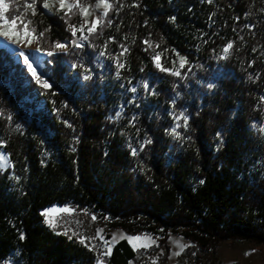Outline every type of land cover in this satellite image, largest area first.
Segmentation results:
<instances>
[{
	"label": "trees",
	"instance_id": "obj_1",
	"mask_svg": "<svg viewBox=\"0 0 264 264\" xmlns=\"http://www.w3.org/2000/svg\"><path fill=\"white\" fill-rule=\"evenodd\" d=\"M24 2L9 0L6 15L24 13L29 30L44 32L51 88L0 48V141L14 165L0 170V260L97 264L93 249L45 222L43 209L59 204L158 237L139 251L119 241L110 264H144L151 251L167 264L168 232L192 244L175 264H219L228 240L249 241L264 264V0H120L111 27L66 50L53 42L70 43L81 16L49 14L43 0L32 15ZM145 40L171 71L156 67Z\"/></svg>",
	"mask_w": 264,
	"mask_h": 264
},
{
	"label": "rangeland",
	"instance_id": "obj_2",
	"mask_svg": "<svg viewBox=\"0 0 264 264\" xmlns=\"http://www.w3.org/2000/svg\"><path fill=\"white\" fill-rule=\"evenodd\" d=\"M58 4L51 8V10H46L49 14L53 13H61L57 12ZM91 11V9H90ZM103 12V8L96 9L92 15L88 17L89 20H92L95 16H98L99 13ZM82 22V18H81ZM80 25V24H79ZM79 25L77 27H79ZM87 30L85 29L86 33ZM79 33V32H78ZM77 33V34H78ZM80 34V33H79ZM21 40H24L23 32L20 33ZM36 36V35H35ZM31 38V37H29ZM68 43L69 42H63ZM149 48L153 52V57L158 53L157 51V44L149 42ZM5 47L8 49L11 54L17 59L18 61L23 62V57L20 55L21 52H24L26 55H29L30 60L33 62L34 66H38V73L42 75L44 79L47 80L42 68H43V60L46 56L45 52H42L38 48V40H34L32 45L29 47L26 43H14L12 40L5 39L4 37H0V48ZM68 49V48H67ZM57 50H66V49H57ZM161 64V58H160ZM185 66V65H184ZM176 71H180V59L175 65ZM0 153H4L8 156L7 152L3 147H0ZM9 158V156H8ZM61 209H72L69 207H64L59 204H54L51 206L46 207L43 209L42 213H46L47 216L44 215L46 220L49 219L53 221L57 226L53 229L56 231L66 234L69 237L76 238L81 241L84 239V244L87 245L90 249H93L97 255V264L102 259L104 264H110L109 258L110 256H105L103 253L106 251L104 247V241H111L113 236L116 237V240L111 244L112 252L114 247L119 243V241L126 239L129 242V237H136L140 236L142 239L140 241H133V243L139 245L141 243H148L149 241L146 240V237H150L151 240L155 241L149 248L137 247L135 250L139 251L142 249H151L152 247L158 245V237L154 236L150 232H144L138 235H130L126 233L120 227H111V223L113 220L110 218H99L91 214L86 210H75L71 212L60 211ZM95 217L96 219H93ZM48 224V223H47ZM49 225V224H48ZM103 230V231H99ZM168 245L170 247L169 257L167 264H175L182 254V252L190 247L192 244L191 242L186 239L181 233H173L168 232ZM103 237V239H101ZM123 237V238H121ZM180 245L186 246L181 251ZM132 246V244H131ZM133 247V246H132ZM161 252V250L159 251ZM179 252L180 255H174V253ZM215 255L218 258L219 264H262L263 262V255L262 250L258 248H253L251 243L247 240H228L216 248ZM158 259V254L155 251H151L148 254H145L143 257L144 264H152L153 260L155 262ZM0 264H19L15 258L10 257L5 260H0Z\"/></svg>",
	"mask_w": 264,
	"mask_h": 264
},
{
	"label": "snow or ice",
	"instance_id": "obj_3",
	"mask_svg": "<svg viewBox=\"0 0 264 264\" xmlns=\"http://www.w3.org/2000/svg\"><path fill=\"white\" fill-rule=\"evenodd\" d=\"M206 2L209 4H212L214 0H206ZM36 3H37V0H25L24 5H23L24 12L26 13L29 9H31L32 15H35L36 14V9H35ZM57 4H58V8L56 9L57 12H63L64 16L67 17L68 19H71V15H76L77 13L82 18V22L80 23L79 27L73 24L68 25V28L71 32V36L73 37V39L70 41V44L71 46L76 47V48L83 47V41H87L90 35L96 34L98 26L100 27L104 26L105 21L108 27L112 26L113 21L107 18H108L109 11L114 9L116 4L120 5L119 8H115L117 13L119 12L121 8L124 7L123 4H120V0H115V3H113L112 0H97V3L94 6L91 4L82 3V0H43L42 7L50 11L51 8L56 6ZM131 6L138 7L139 5L134 4ZM100 8H103V12L101 13V15L95 16L92 20H89L88 17L92 15V13L96 9H100ZM74 9L76 10L75 12L73 11ZM9 10H10L9 0H0V37H4L5 39L12 40L14 43H18V44L24 42L30 47L34 40H38L39 38H42L44 36V32L39 33V37L35 36V28H32L31 30H29L28 26L32 23V21L31 20L25 21L23 18L24 13H21L20 15H16L10 19L6 15V13H8ZM172 20H175V17H172ZM20 25H23V28H20ZM85 29L87 30L88 35L84 34ZM21 32H23L24 34L23 41L21 40V36H20ZM78 32L80 33L79 36H77ZM241 39H243V37H241ZM109 40H114V37H109ZM144 43L149 44V41L145 40ZM233 46H234L233 42H228L226 47L223 49L224 53L227 54L229 50L233 48ZM68 47H69L68 43H61L59 41L53 42L54 50L67 49ZM120 47L123 49V52L121 53V55H123L124 52H127V48H125L124 45L121 44ZM54 54H55V51L47 52L48 56H52ZM20 55L23 57V62L27 66V71L31 74V76L36 81V83L40 85L41 87H43L44 89H50L51 84L46 79H44L40 73H38V66H34L33 62L29 58V55H26L24 52H21ZM99 55L104 56L105 52L101 51ZM160 55H161L160 53H157L153 57V60L156 63V67L159 68L161 71H171L170 69H166L162 67V65L159 62ZM114 59L116 60V63L119 67L123 66L119 63L118 58L114 57ZM179 59H180V68H183L184 65L187 63V58L180 57ZM86 71L90 72L91 70L86 69ZM171 74L179 76L180 72L174 71ZM83 78L87 80V79H90L91 77L89 75H85ZM249 78L252 79L251 76ZM209 87H212V85H209ZM144 88L146 90L149 88V85L146 82L144 83ZM131 91L135 92L136 88H132ZM260 99L261 101H264V96H261ZM0 115H3V113L0 112ZM117 116H119V113L117 114ZM180 117L185 119V122L187 121V117H184L183 113L180 114ZM7 118L10 120L11 116H8ZM177 127H179V125H177ZM260 131L264 132V128H261ZM173 132H175V129H173ZM176 135H179V133H176ZM3 146H4V143L0 141V147H3ZM129 147H131V145H129ZM136 154H137L136 150L132 149V155L135 156ZM8 166L14 167V165H10V160L8 156L5 155L4 153H0V170H3L7 168ZM60 211L71 212L73 210L72 209H61ZM41 215L47 216L46 213H41ZM92 218L96 219L95 217H92ZM45 222L48 223L50 227L55 228L57 226L53 221L47 218ZM99 231H103V230H99ZM23 238H24L23 235H21V239ZM101 239H103V237H101ZM128 239H129V243L132 244L134 250L137 247L149 248L152 246L153 243H155V241L151 240L150 237L145 238L146 240L149 241L148 243H141L139 245L133 243V241H140L142 239L140 236L129 237ZM115 240H116V237L113 236L111 241H104V247L106 248V251L103 253V255L105 256L111 255L112 253L111 244ZM84 242L85 240L81 239V243H84ZM180 247L182 251L183 248L186 246L180 245ZM174 255H180V253L177 252V253H174ZM99 264H104V261L101 259L99 261ZM152 264H156L155 260H153Z\"/></svg>",
	"mask_w": 264,
	"mask_h": 264
}]
</instances>
